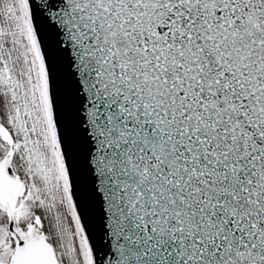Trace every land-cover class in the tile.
Segmentation results:
<instances>
[{
	"label": "snow or ice",
	"instance_id": "1",
	"mask_svg": "<svg viewBox=\"0 0 264 264\" xmlns=\"http://www.w3.org/2000/svg\"><path fill=\"white\" fill-rule=\"evenodd\" d=\"M0 264H264V0H0Z\"/></svg>",
	"mask_w": 264,
	"mask_h": 264
}]
</instances>
